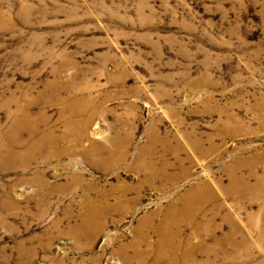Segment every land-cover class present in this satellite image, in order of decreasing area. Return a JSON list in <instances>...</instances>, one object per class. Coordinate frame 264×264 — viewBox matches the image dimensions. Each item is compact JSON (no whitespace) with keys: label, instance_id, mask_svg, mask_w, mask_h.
I'll return each instance as SVG.
<instances>
[{"label":"rangeland","instance_id":"obj_1","mask_svg":"<svg viewBox=\"0 0 264 264\" xmlns=\"http://www.w3.org/2000/svg\"><path fill=\"white\" fill-rule=\"evenodd\" d=\"M0 264H264V0H0Z\"/></svg>","mask_w":264,"mask_h":264},{"label":"bare ground","instance_id":"obj_2","mask_svg":"<svg viewBox=\"0 0 264 264\" xmlns=\"http://www.w3.org/2000/svg\"><path fill=\"white\" fill-rule=\"evenodd\" d=\"M25 122V121H24ZM21 124V123H20ZM17 126V125H16ZM15 126V128H19V126H17L16 127ZM86 126H88V125H86ZM51 134V133H50ZM50 137V136H49ZM55 138V137H54ZM48 139V138H47ZM43 141V140H42ZM52 141V140H51ZM41 142V141H40ZM47 143V142H46ZM35 146V145H34ZM149 147V146H148ZM120 148V147H119ZM167 148V147H166ZM31 150V149H30ZM49 151V150H48ZM125 151V150H124ZM29 152V151H28ZM51 152V151H50ZM54 153V152H53ZM125 153V152H124ZM123 154V153H122ZM108 158H110L113 162H115L116 160H117V158H118V155H119V153L117 152V151H115V150H111L109 153H108ZM128 155V154H127ZM119 156H121V155H119ZM123 156H125L124 154H123ZM147 156V155H146ZM22 157V156H21ZM50 158V157H49ZM142 158H144V155H143V157ZM146 158V157H145ZM120 160V159H119ZM146 160V159H145ZM141 161V160H140ZM140 165H141V167H139L138 166V168L139 169H144V170H146V169H150L151 171H155V172H153V173H156V175H160V176H165V170L164 169H161V171H159L160 169H156L157 167L156 166H154V165H152V163L150 164H141L140 163ZM147 171V170H146ZM159 171V172H158ZM167 172V171H166ZM149 173H150V171H149ZM152 174V173H151ZM235 183V182H234ZM233 183V184H234ZM236 185V184H235ZM238 185V184H237ZM241 186V185H240ZM129 200H128V198H127V193H123L122 195H120L116 200H115V202L114 203H110V201H109V199H106L105 198V196H102V197H100V199L99 200H95V201H93V202H90V206L89 207H91V208H93V209H98L99 210V208H103V209H109V210H117V209H119L120 207H122L123 205H125L127 202H128ZM127 207V206H126ZM97 210V211H98ZM124 210V209H123ZM125 210H126V208H125ZM95 211V210H94ZM119 211H121V210H119ZM186 211V210H185ZM115 213H117V212H115ZM189 214V213H188ZM96 216V215H95ZM95 216L93 215V214H88L87 216H86V224H85V226L86 225H90L92 222H94V220H95ZM180 216L181 217H183V218H185L186 217V213L184 212V211H182V213H180ZM97 218V217H96ZM176 219H179L178 218V214L176 215V216H174V215H171L169 218H168V220H167V222H166V224H165V226L163 227V229H162V231L159 233L160 234V236H161V242H162V246L160 247V251H161V254L162 255H164V254H167V252H168V246H169V243L174 239V237L176 236L175 234H176V232H172V229L174 228V227H176L177 225H178V222L177 223H175L173 220H176ZM85 230V229H84ZM83 230V231H84ZM182 247V246H181ZM171 248V247H170ZM173 253H175V252H173ZM160 254V255H161ZM171 254V253H170ZM179 254V253H178ZM145 259V258H144ZM146 260V259H145Z\"/></svg>","mask_w":264,"mask_h":264}]
</instances>
